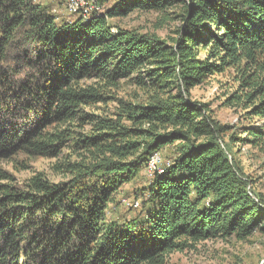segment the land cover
I'll return each instance as SVG.
<instances>
[{
    "label": "trees",
    "instance_id": "1",
    "mask_svg": "<svg viewBox=\"0 0 264 264\" xmlns=\"http://www.w3.org/2000/svg\"><path fill=\"white\" fill-rule=\"evenodd\" d=\"M177 6L170 44L111 30L109 20ZM78 16L58 25L35 0H0V159L57 160L64 178L0 183V264H165L201 242L264 235V203L232 156L263 148L264 125L222 126L190 95L232 71L223 106L264 120V0H118ZM122 81L138 102L116 97ZM171 146L145 214L107 220L119 189Z\"/></svg>",
    "mask_w": 264,
    "mask_h": 264
},
{
    "label": "rangeland",
    "instance_id": "2",
    "mask_svg": "<svg viewBox=\"0 0 264 264\" xmlns=\"http://www.w3.org/2000/svg\"><path fill=\"white\" fill-rule=\"evenodd\" d=\"M117 1L110 0L106 3L104 0H97V5L105 12ZM35 3L45 7L58 25L80 17L68 12L65 0H35ZM180 14L181 8L178 6L163 12L139 10L127 17L109 20V23L112 26V32H115L116 29L134 31L140 35L155 36L170 44L171 40L176 38L177 30L180 27ZM232 76V71H226L221 75L211 77L203 85L190 91L192 100L207 104L212 111L213 118L220 125L233 127L235 131H241L247 126H263L264 120L259 121L256 118L248 120L240 108L231 109L223 106V95L235 88ZM115 95L123 101L138 102L139 99L136 97L140 94L129 82L122 81L119 83V89ZM114 107L113 104H109L106 108L100 107L101 110H97V113H111ZM229 134L224 135L226 141ZM173 154L174 147L172 146L166 147L158 153L162 158L160 161L162 169L167 166ZM232 156L243 175L250 181L254 193L264 203V147L255 148L249 145L233 147ZM57 162V160L30 158L22 154L8 159H0V171L10 177V179L0 180V183L10 182L21 186L36 174H41L45 180L51 183L64 181L61 175L53 171V166ZM145 171L146 167L134 180L119 189L113 202L108 206L107 220L120 223L141 218L145 214L144 203L147 195L144 194V189L154 176L146 174ZM136 203H138L137 207ZM165 264H264V235L256 231L244 241L230 237L201 242L182 252L169 254Z\"/></svg>",
    "mask_w": 264,
    "mask_h": 264
},
{
    "label": "bare ground",
    "instance_id": "3",
    "mask_svg": "<svg viewBox=\"0 0 264 264\" xmlns=\"http://www.w3.org/2000/svg\"><path fill=\"white\" fill-rule=\"evenodd\" d=\"M66 1V7L69 13L73 14H78L81 15L84 18L95 16L98 14H101L100 7L98 5H95L92 10V0H65ZM73 6L75 9L72 11L69 7ZM156 154H154L148 161L147 166H146V171H150L151 176L154 173H161L162 172V167L160 165V168L158 171H151V161L152 158H155ZM157 157L159 155L157 154ZM249 192V191H248ZM249 195L252 196V194L249 192ZM136 203V207H137ZM130 207V206H129Z\"/></svg>",
    "mask_w": 264,
    "mask_h": 264
},
{
    "label": "built area",
    "instance_id": "4",
    "mask_svg": "<svg viewBox=\"0 0 264 264\" xmlns=\"http://www.w3.org/2000/svg\"><path fill=\"white\" fill-rule=\"evenodd\" d=\"M95 5H97V0H92V10H93V7ZM69 8L72 11H74V9H75L73 6H71ZM102 13L100 15H102ZM160 161H162V158L157 157V152H156V157L152 158V161H151V171H158V169L160 168ZM145 172H146V174H150V171H145ZM137 206H138V204H137Z\"/></svg>",
    "mask_w": 264,
    "mask_h": 264
}]
</instances>
